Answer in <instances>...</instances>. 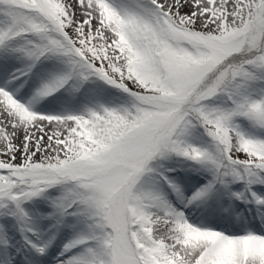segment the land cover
<instances>
[{"label":"snow or ice","instance_id":"1","mask_svg":"<svg viewBox=\"0 0 264 264\" xmlns=\"http://www.w3.org/2000/svg\"><path fill=\"white\" fill-rule=\"evenodd\" d=\"M0 264H264V0H0Z\"/></svg>","mask_w":264,"mask_h":264}]
</instances>
